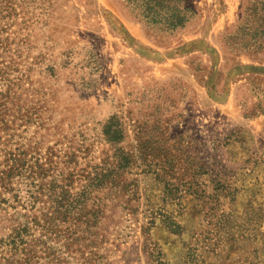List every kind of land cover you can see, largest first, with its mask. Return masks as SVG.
Wrapping results in <instances>:
<instances>
[{"label":"rangeland","instance_id":"obj_1","mask_svg":"<svg viewBox=\"0 0 264 264\" xmlns=\"http://www.w3.org/2000/svg\"><path fill=\"white\" fill-rule=\"evenodd\" d=\"M181 7L0 0V264H264V0Z\"/></svg>","mask_w":264,"mask_h":264},{"label":"trees","instance_id":"obj_2","mask_svg":"<svg viewBox=\"0 0 264 264\" xmlns=\"http://www.w3.org/2000/svg\"><path fill=\"white\" fill-rule=\"evenodd\" d=\"M181 3L182 0H121L123 7L138 20L146 22L149 25L160 26L163 30L168 31H174L176 29L183 28L194 15L193 12H191V9H183L181 7ZM110 133L111 139H113L115 137V132H110V129L108 128L107 134L110 135ZM56 205L57 209L54 211V213L58 214L63 220H65L70 213L69 205L67 204L65 197L61 196ZM56 221H58V219L54 221H45L43 225L37 226L40 227L41 230H46V225L48 228L52 227V225H55ZM168 227L174 233H176L175 230L179 228V226L173 221L169 223ZM29 231L30 227L28 225H26L22 231H14L15 236H11L10 243H5V247L14 246L13 253H18L21 249V255L29 256L31 251H29L27 254H24L27 250L24 248L27 243L25 241L24 235L29 233ZM24 262H30V258L29 260L25 259Z\"/></svg>","mask_w":264,"mask_h":264}]
</instances>
